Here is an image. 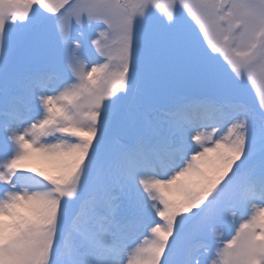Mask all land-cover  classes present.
<instances>
[{
    "label": "snow or ice",
    "instance_id": "6c2138e0",
    "mask_svg": "<svg viewBox=\"0 0 264 264\" xmlns=\"http://www.w3.org/2000/svg\"><path fill=\"white\" fill-rule=\"evenodd\" d=\"M0 264H264V0H0Z\"/></svg>",
    "mask_w": 264,
    "mask_h": 264
}]
</instances>
